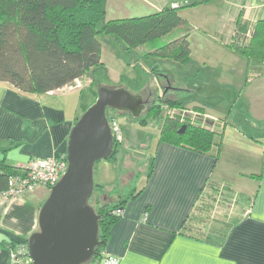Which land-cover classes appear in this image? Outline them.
I'll return each instance as SVG.
<instances>
[{"label":"crops","instance_id":"crops-1","mask_svg":"<svg viewBox=\"0 0 264 264\" xmlns=\"http://www.w3.org/2000/svg\"><path fill=\"white\" fill-rule=\"evenodd\" d=\"M219 1L215 39L226 47L233 40L239 45L247 43L255 22L264 19V0ZM190 4L182 0H133L130 4L126 0H105L104 19L142 16L163 7L179 6L177 13L190 27V19L183 11ZM172 33L175 34L168 40L185 32L175 29L168 35ZM109 37L98 36L100 64L76 78L77 85L74 80L44 93H29L0 81V158L8 165L21 170L32 158L66 154L69 133L94 102L97 88L126 89L122 78L128 72L122 70L127 69L128 61L117 50L120 42ZM187 41L190 60L189 33ZM136 49L142 48L133 50ZM229 49L234 60L229 67V85L223 84L224 95L218 92L214 96L216 106H209L205 99H193L186 106L172 95L199 92L206 84L204 77L194 82L180 81L163 70L165 76H160L170 78L166 86H161V94L154 84L149 90L150 97L163 96L185 107L203 109L202 114L220 130L209 151L198 152L160 141L159 128L154 140L144 145V155L149 159L142 177L137 171L130 182L115 180L109 187L103 179L94 180L106 190L116 184L121 190L131 185L140 190L124 204L105 244V252L117 258V264H264V72L245 82L249 63ZM150 51L148 46L144 53ZM149 57L151 64L157 65L158 59H168ZM194 70H190L192 74ZM232 100L230 109H226ZM239 105V110L248 113L241 122L235 120L232 111ZM131 130L137 132L135 128ZM123 135L122 131V143L131 147ZM116 155L117 151L114 158L105 161L113 162ZM48 193L43 186L15 197L0 193V264H10L9 250L2 241L22 242L38 229V213ZM112 197L114 200L118 195Z\"/></svg>","mask_w":264,"mask_h":264},{"label":"trees","instance_id":"trees-1","mask_svg":"<svg viewBox=\"0 0 264 264\" xmlns=\"http://www.w3.org/2000/svg\"><path fill=\"white\" fill-rule=\"evenodd\" d=\"M178 8L163 7L142 16L105 21V0H0V81L29 93H44L68 85L90 67L100 64V35L116 39L126 54L148 45L151 51L145 52V56L168 58L185 64L190 54L187 41L189 25L177 13ZM175 29H182L185 33L176 39L163 40ZM227 45L249 63L245 82L264 72V19L255 22L247 43L239 45L233 40ZM151 73L165 76L157 64H151ZM164 107L178 112L172 116L163 114ZM186 110L195 114L184 113L181 116ZM112 113L127 114L140 125L159 120L160 141L198 152L209 151L215 145V135H220V130L202 114L203 109L185 107L178 100L163 96H154L137 118L129 112L106 108L108 122L116 116ZM183 125L185 127L180 132ZM120 142L113 140L112 154L106 159L114 158ZM19 172V168L0 158V193L7 189L9 177ZM118 187L116 184L106 190L94 182L87 203L98 218V244L87 263L98 264L104 257L110 228L122 215L116 210L122 211L124 204L140 192L134 185L122 190ZM116 194L118 198L113 200L112 196ZM2 242L9 251L19 245L28 247L27 240Z\"/></svg>","mask_w":264,"mask_h":264},{"label":"water","instance_id":"water-1","mask_svg":"<svg viewBox=\"0 0 264 264\" xmlns=\"http://www.w3.org/2000/svg\"><path fill=\"white\" fill-rule=\"evenodd\" d=\"M106 108L137 118L145 101L123 87L97 88L94 102L69 133L66 170L49 189L38 213V229L27 239L30 264H84L93 255L98 244V218L87 200L94 187L95 162L112 154Z\"/></svg>","mask_w":264,"mask_h":264},{"label":"rangeland","instance_id":"rangeland-1","mask_svg":"<svg viewBox=\"0 0 264 264\" xmlns=\"http://www.w3.org/2000/svg\"><path fill=\"white\" fill-rule=\"evenodd\" d=\"M132 1L133 0H126V3L130 4ZM182 1L192 3L183 9L191 23V26L188 28L189 40L192 49L190 60L186 64H180L175 63L170 59H158V69L162 72L164 70L170 77H177L176 79L180 81L186 79V81L194 82L198 81L200 78L203 80L204 77L206 84L203 89L199 90V92L192 93L180 91L174 92L172 95L181 99L184 105L189 104L193 99H205L209 106H216L214 96L218 95V92L219 95H224V89L226 88H224L223 84L229 85V67L232 66L234 62L229 55V47L219 43L215 39L214 34L216 22H218L220 17L218 15L219 4L222 1ZM104 20L106 21V19ZM173 34L175 33L164 37V40L170 39ZM141 48L142 49L133 50L130 54H126L122 51L121 47L118 48L117 46L120 56H123L128 61L127 63L125 61V69H127L122 70L124 73L126 71L128 72L123 74L125 77L122 78V81H125L127 84L126 90L131 94L140 95L145 101L146 106L153 98L149 96V90L154 88H152L151 85H156L158 91L157 93L161 94L163 90L161 86H166L165 81L170 77L166 74L167 78L165 80V78L159 74H152V59L144 55V50L148 48V45H142ZM193 69H195L194 74L190 71ZM188 76L191 77L188 78ZM231 104H233V100L226 105V109H230ZM234 108L236 110L232 111L235 113V120L240 121L246 119L245 113L247 116L248 113L245 109L239 110L238 108H240V105ZM222 112L224 115L226 114L225 111ZM162 113L164 114V111ZM115 115L121 128V133L122 131L124 133L123 137L130 141L131 147H135H133L134 149L127 147V145H125L126 143H122L121 140L117 147L118 155H116V159L113 162H107L105 159H102V161H98L94 165L93 180L99 181L100 179H103L102 182L107 187H109L115 180L120 181L122 184L130 182L134 172L137 173V171H140L139 177H142L144 171H146L145 167H147L149 159L148 155H144L147 151V148H145L146 146L144 145H147L148 142L154 140L161 125L159 120L148 123L147 125H140L130 121L127 115ZM223 119L224 118H222V120ZM209 123H212V121L209 120ZM131 128H135L137 132H133ZM140 143H143V146L140 145ZM135 185H138V182H136ZM216 197L218 196L216 195Z\"/></svg>","mask_w":264,"mask_h":264},{"label":"built area","instance_id":"built-area-1","mask_svg":"<svg viewBox=\"0 0 264 264\" xmlns=\"http://www.w3.org/2000/svg\"><path fill=\"white\" fill-rule=\"evenodd\" d=\"M76 80V79H75ZM79 81L76 80V85ZM164 113L172 116L176 110L164 107ZM176 111V112H175ZM184 113L195 114L190 110L183 111ZM206 118V116L204 115ZM215 121H217L215 119ZM112 139L115 141L121 140V128L115 117L111 118L108 122ZM67 167L66 154L62 153L57 156L48 158H32L28 161L25 167L20 170L19 174L9 177L7 189L3 192L8 197H15L26 192L32 191L39 186L50 189L61 178ZM117 214L122 213L120 209L116 210ZM10 264H30L28 256V247L19 245L15 250L9 251ZM117 258L104 254V257L98 264H117Z\"/></svg>","mask_w":264,"mask_h":264}]
</instances>
